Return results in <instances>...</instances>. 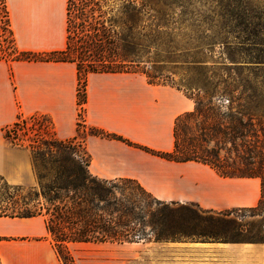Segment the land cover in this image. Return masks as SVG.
Wrapping results in <instances>:
<instances>
[{
	"label": "trees",
	"instance_id": "obj_1",
	"mask_svg": "<svg viewBox=\"0 0 264 264\" xmlns=\"http://www.w3.org/2000/svg\"><path fill=\"white\" fill-rule=\"evenodd\" d=\"M0 6L10 26L5 0ZM220 9L216 21L186 0H66L65 50L32 58L21 53L16 60L75 64L79 117L90 74H141L150 85L183 92L195 108L175 122L174 151L140 148L168 161L209 166L224 178L260 179L262 197L251 208L257 210L264 205V6L241 2ZM216 48L221 64L213 62ZM239 49L250 59L239 58ZM82 126L78 121L79 133ZM4 137L31 152L38 187L10 185L0 176V218L44 217L65 264L74 262L69 244L133 243L147 228L156 241L196 238L202 235L189 223L227 218L194 204L159 201L134 180L93 176L79 136L58 141L45 115L19 117Z\"/></svg>",
	"mask_w": 264,
	"mask_h": 264
},
{
	"label": "crops",
	"instance_id": "obj_2",
	"mask_svg": "<svg viewBox=\"0 0 264 264\" xmlns=\"http://www.w3.org/2000/svg\"><path fill=\"white\" fill-rule=\"evenodd\" d=\"M5 2L20 53L46 55L65 50L66 2L59 14L53 10V0ZM78 84L75 64L12 59L1 50L0 41V176L10 185L35 188L38 179L31 152L7 142L4 130L19 117L45 115L52 120L58 141L79 136L95 177L134 180L159 201L194 204L211 213L257 207L260 179L224 178L209 166L168 161L140 148L174 151L175 122L195 108L194 101L183 92L150 85L141 74H90L83 107L85 124L117 135L122 141L79 135ZM93 245L94 264H115L114 249L109 247L113 244ZM139 245L143 250L156 251V264H264V243L182 236ZM72 246L68 245L69 252L78 260ZM118 246L124 252L131 251L126 247L130 245ZM0 264H63L44 217L0 218Z\"/></svg>",
	"mask_w": 264,
	"mask_h": 264
},
{
	"label": "rangeland",
	"instance_id": "obj_3",
	"mask_svg": "<svg viewBox=\"0 0 264 264\" xmlns=\"http://www.w3.org/2000/svg\"><path fill=\"white\" fill-rule=\"evenodd\" d=\"M191 1L193 7L196 8V10H199L200 12H208L207 15L214 16V19L221 20L220 19V11L221 7L225 5H233L236 7H239L241 2H248L250 4L254 5H262L264 6V0H186ZM66 0H53V10L56 13H60L62 3L64 4ZM1 9V8H0ZM11 31V30H10ZM1 40V50L5 51L8 56H10L12 59H16L17 57L21 56V53L17 50L14 43V38L12 35V32L4 33V37L0 39ZM234 41V40H233ZM241 42V39L239 37V40L236 41ZM240 48V47H239ZM218 51H220L219 48H216L215 57L213 58V62H216V64H221L220 61L218 62ZM249 54H242V51L239 49V58L242 56L246 59L248 58ZM253 55V54H251ZM26 58H32V54H27L25 56ZM250 61V60H247ZM146 65L145 63L142 64V66ZM251 65V64H249ZM245 76H251L250 73H244ZM175 81L179 82V76L174 75L173 76ZM227 78V75L225 76ZM225 102L227 103L226 99ZM80 114V112H79ZM81 117H83L81 115ZM29 118V117H27ZM79 120V117H78ZM40 121L42 119L40 118ZM32 122L29 123V126H32ZM80 135L81 137H86L88 134L92 133V130L88 128V126H83L80 129ZM34 133L29 134L30 137L33 136ZM26 189L32 188L29 186H23ZM262 197V195H261ZM258 206V205H257ZM224 216L226 215L227 218H217L218 220L214 221H194L189 223L190 226L195 229L196 233L201 234V237H196V239L201 240H214V241H224V242H256V243H264V205L257 210L252 209H237L233 211H227L222 213ZM213 217L216 219L215 216L211 215L207 218ZM183 223L182 219H176L177 226H180ZM150 229L147 228L145 235L141 236V239H136L133 243H126V246L128 248H131V251H122L120 250V246L117 244H113L109 247L114 249V260L115 264H156V251L151 249L143 250L141 249L140 245L144 241H156L155 237L151 234L149 231ZM137 244V245H135ZM95 246L93 244H74L72 246V250L75 251L78 256V260L73 258V264H94L93 262V248ZM113 253V252H112ZM102 261H105L107 259H104V257H100ZM63 264H65L63 262Z\"/></svg>",
	"mask_w": 264,
	"mask_h": 264
},
{
	"label": "built area",
	"instance_id": "obj_4",
	"mask_svg": "<svg viewBox=\"0 0 264 264\" xmlns=\"http://www.w3.org/2000/svg\"><path fill=\"white\" fill-rule=\"evenodd\" d=\"M1 7L2 6H0V8ZM6 21H7V17L5 16V13H3V10L0 9V39L4 37V33L11 32L10 31V26L7 24ZM81 115L83 116V112L81 113ZM78 121L82 122L83 126H86L85 120H84V116L83 117H79Z\"/></svg>",
	"mask_w": 264,
	"mask_h": 264
}]
</instances>
